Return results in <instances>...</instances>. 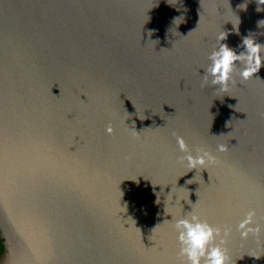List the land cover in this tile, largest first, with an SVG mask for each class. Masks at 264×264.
I'll return each instance as SVG.
<instances>
[{"label": "water", "instance_id": "obj_1", "mask_svg": "<svg viewBox=\"0 0 264 264\" xmlns=\"http://www.w3.org/2000/svg\"><path fill=\"white\" fill-rule=\"evenodd\" d=\"M262 20L257 0H0V264H179L192 212L264 264V65L201 86L218 33L239 55ZM173 133L218 163L189 171Z\"/></svg>", "mask_w": 264, "mask_h": 264}, {"label": "clouds", "instance_id": "obj_2", "mask_svg": "<svg viewBox=\"0 0 264 264\" xmlns=\"http://www.w3.org/2000/svg\"><path fill=\"white\" fill-rule=\"evenodd\" d=\"M258 4L264 5V0H257ZM246 4L239 7L246 9ZM260 10L259 8L257 9ZM264 25V20L259 22ZM238 30V26H237ZM227 33L220 31L216 37V46L208 55V65L202 77V87L209 84L215 89V93H227L230 86L237 85V75L241 81L247 82L261 70L264 65V45L257 43L252 38L243 39L242 46L245 51L239 55L227 44L221 43L227 39ZM237 62L243 65L237 67ZM264 118V113L261 114ZM108 134H112L114 129L109 123L106 128ZM136 133V132H135ZM137 134V133H136ZM176 136V143L181 153L185 155L178 157V163L185 164L189 171L206 169L210 165L218 163L217 157L211 151L198 147L196 155L191 154L192 150L182 136ZM217 151L225 152V145H217ZM255 210L249 211L238 223L237 231L240 232L242 239L249 236L259 237L261 227L256 222ZM174 229L179 245L178 260L179 264H233L232 257L226 247L228 238L231 236V229L227 226H213L207 220L193 212L175 221ZM254 258L259 259V256Z\"/></svg>", "mask_w": 264, "mask_h": 264}, {"label": "trees", "instance_id": "obj_3", "mask_svg": "<svg viewBox=\"0 0 264 264\" xmlns=\"http://www.w3.org/2000/svg\"><path fill=\"white\" fill-rule=\"evenodd\" d=\"M2 250H3V246H2L1 239H0V253L2 252Z\"/></svg>", "mask_w": 264, "mask_h": 264}]
</instances>
